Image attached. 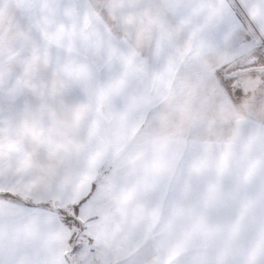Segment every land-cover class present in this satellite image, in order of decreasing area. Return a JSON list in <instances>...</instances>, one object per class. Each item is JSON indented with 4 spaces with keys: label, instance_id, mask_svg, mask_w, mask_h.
Masks as SVG:
<instances>
[{
    "label": "snow or ice",
    "instance_id": "snow-or-ice-1",
    "mask_svg": "<svg viewBox=\"0 0 264 264\" xmlns=\"http://www.w3.org/2000/svg\"><path fill=\"white\" fill-rule=\"evenodd\" d=\"M0 264H264V0H0Z\"/></svg>",
    "mask_w": 264,
    "mask_h": 264
},
{
    "label": "rangeland",
    "instance_id": "rangeland-1",
    "mask_svg": "<svg viewBox=\"0 0 264 264\" xmlns=\"http://www.w3.org/2000/svg\"><path fill=\"white\" fill-rule=\"evenodd\" d=\"M12 11H14V9Z\"/></svg>",
    "mask_w": 264,
    "mask_h": 264
}]
</instances>
